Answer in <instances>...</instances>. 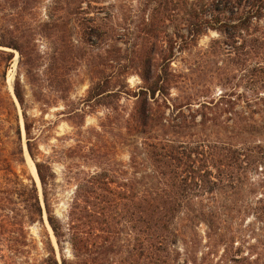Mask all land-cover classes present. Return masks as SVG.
<instances>
[{
	"label": "trees",
	"instance_id": "trees-1",
	"mask_svg": "<svg viewBox=\"0 0 264 264\" xmlns=\"http://www.w3.org/2000/svg\"><path fill=\"white\" fill-rule=\"evenodd\" d=\"M42 2L0 0L3 264L22 257L27 264H135L134 252L141 264H178L179 221L184 216L192 223L212 220L214 214L194 207L201 196L218 191L261 190L249 210L264 224V0H142L144 12L157 6L143 22L145 35L159 39L157 34H166L159 40L160 62L152 60L156 43L148 52L141 48L145 60L121 66L117 78L92 77L87 96L78 102L70 101L73 82L56 78L58 71L68 76L78 71L81 55L74 33L100 47L118 42L120 28L112 27L108 36L106 26L91 16L104 13L103 0H50L46 21L38 23L35 34L51 51L40 74L44 58L35 40L16 25H27V14ZM183 10L185 18L177 14L170 20L168 13ZM210 31L219 35L207 52L210 85L191 87L170 63ZM9 51L20 54L19 70L43 116L59 101L65 105L58 115L67 116L74 133L58 141L71 139V145H55L48 156L40 151L51 128H43L44 117L28 115L21 74L13 85L18 104L10 93L6 82L14 54ZM215 57H222V66ZM130 70L142 81L134 92L123 81ZM213 87L220 89L217 97L210 96ZM173 89L180 95L171 99ZM124 98L135 99L126 116ZM97 108L108 111L104 122L99 129L84 130L87 115ZM114 132L115 139L110 137ZM120 147L129 154L128 164L119 158ZM27 156L40 187L27 176ZM63 194L69 197L59 210ZM37 224L49 226L56 246L49 236L40 246L30 233Z\"/></svg>",
	"mask_w": 264,
	"mask_h": 264
},
{
	"label": "rangeland",
	"instance_id": "rangeland-1",
	"mask_svg": "<svg viewBox=\"0 0 264 264\" xmlns=\"http://www.w3.org/2000/svg\"><path fill=\"white\" fill-rule=\"evenodd\" d=\"M49 2L50 0H43L34 12L27 14V25L22 23L16 25L19 31L25 33V36L29 35L31 37V41L35 40L36 49L39 55L44 58L40 64V74L46 70L48 54L51 51L50 46L35 34L38 31V23L46 21V6ZM102 6L106 7L104 13L91 16L99 18L98 22L106 26L108 36L113 35L112 27L116 29L120 28V37L118 42L108 41L103 46L94 47L84 43L79 31L74 33V39L81 55L78 71L75 75L69 76L64 71L56 73V78L58 77L59 79L57 81L60 82V80L67 77V79L73 82L70 94V101L73 102H78L87 96L92 77L112 76L117 78L121 75V66H132L145 60L147 58L146 53L138 52L141 48H144L148 52L151 45L156 43L155 49L157 53L156 55H152V60H154L155 65H158L160 62L162 41L159 40H163L166 34H157V37H160L159 39L148 37L145 35L146 28L143 26L144 20H148L152 9L157 6L146 7L145 12L142 0H103ZM177 14H179L178 19L185 18V11L183 10L182 12L168 13L170 20H176ZM169 23L166 22V24ZM167 31L169 35L173 34V28L171 27ZM218 38L219 35L216 32L210 31L192 43L184 53H176L170 63L172 71H175L177 75H181L182 80L191 87L209 86L211 79L210 74H208L210 65L208 64L207 52L211 42ZM119 49H121L120 52ZM9 52L14 54L6 82L10 93L14 97L13 85L17 75L21 74V80L25 86L27 101L30 107L28 115L36 120H41L44 117L42 119L45 122L42 123L43 128H51L49 132L50 137L41 145L40 151L48 156L55 145H71L73 143L71 139L66 141L65 144L58 141V139L65 137L71 138L74 133L73 127L66 121L67 116L58 115L64 112L65 105L59 101L57 105L51 107L43 116L39 106L33 103L31 87L25 83L23 71L19 70L20 54L17 51ZM117 58L120 59V62L115 61ZM214 59L215 62L220 63L222 57H215ZM220 66H222L221 63ZM129 73L127 78L124 76L123 81L127 80L129 90L133 92L137 91L138 87L142 86V81L136 72L131 71ZM219 92L220 89L218 87H213L210 96L217 97ZM47 93L54 95L49 90H47ZM171 93V99L177 98L180 95L175 89ZM134 102L135 99H122V112L125 116L132 112ZM18 110L23 127L20 107H18ZM92 112L93 114H88L86 117L84 130L99 129V125L104 122L108 114V111L104 108H97ZM38 124H40V121ZM119 124L121 125V123ZM120 125H118L119 128ZM22 133L24 147H26L24 130ZM115 135H118V133L114 132L110 137L115 139ZM2 154L3 152L0 150V160ZM119 158L125 164H128L129 154L126 149L119 148ZM33 167L34 164L27 156V176L33 177L40 187L38 178L36 180L34 175ZM56 169L57 172L61 170L60 167H56ZM258 178V176L254 177L256 181H258ZM262 193L261 190L252 192L248 188H244L233 192L218 191L212 195L201 196L196 202L194 210H202L207 214H214V218L209 221L206 219L204 222L192 223L190 218L184 216L179 221L177 225L180 233L178 244L180 258L178 264H264V224L258 222L249 210L251 207L257 205L258 200L262 197ZM68 197L69 195L67 194L62 195L59 210L66 208L65 204ZM59 210L58 213L60 214ZM30 233L40 244L42 240H45L49 236L56 246L55 238L47 225L43 227L37 224L31 227ZM133 244L136 247L138 245L137 242ZM133 255L136 261L135 264H141L139 253L134 252ZM26 261H28L27 257L17 258L13 264H27ZM0 264H3L2 260H0Z\"/></svg>",
	"mask_w": 264,
	"mask_h": 264
},
{
	"label": "water",
	"instance_id": "water-1",
	"mask_svg": "<svg viewBox=\"0 0 264 264\" xmlns=\"http://www.w3.org/2000/svg\"><path fill=\"white\" fill-rule=\"evenodd\" d=\"M14 95V94H13ZM14 99H15V101H16V103H17V100H16V98H15V96H14ZM18 104V103H17ZM26 151H27V148H26ZM35 167V166H34ZM35 171H36V168H35ZM36 174H37V172H36ZM38 177V176H37ZM38 183H40L39 182V178H38ZM49 227V226H48Z\"/></svg>",
	"mask_w": 264,
	"mask_h": 264
},
{
	"label": "bare ground",
	"instance_id": "bare-ground-1",
	"mask_svg": "<svg viewBox=\"0 0 264 264\" xmlns=\"http://www.w3.org/2000/svg\"><path fill=\"white\" fill-rule=\"evenodd\" d=\"M33 172H34V175H35V177H36V180H37V174H36V171H35V167H33Z\"/></svg>",
	"mask_w": 264,
	"mask_h": 264
}]
</instances>
